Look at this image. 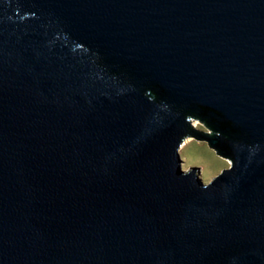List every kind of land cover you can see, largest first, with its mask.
<instances>
[{"label":"water","instance_id":"water-1","mask_svg":"<svg viewBox=\"0 0 264 264\" xmlns=\"http://www.w3.org/2000/svg\"><path fill=\"white\" fill-rule=\"evenodd\" d=\"M0 264H264V0H0Z\"/></svg>","mask_w":264,"mask_h":264},{"label":"rangeland","instance_id":"rangeland-1","mask_svg":"<svg viewBox=\"0 0 264 264\" xmlns=\"http://www.w3.org/2000/svg\"><path fill=\"white\" fill-rule=\"evenodd\" d=\"M196 130L211 133V130L197 118H190ZM179 153L183 169L197 167L204 182H209L223 169L230 166V160L217 154L205 139L187 136L181 144Z\"/></svg>","mask_w":264,"mask_h":264}]
</instances>
